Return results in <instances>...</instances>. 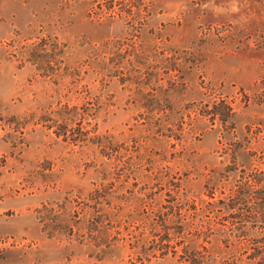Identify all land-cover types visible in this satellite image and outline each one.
<instances>
[{
	"label": "rangeland",
	"instance_id": "obj_1",
	"mask_svg": "<svg viewBox=\"0 0 264 264\" xmlns=\"http://www.w3.org/2000/svg\"><path fill=\"white\" fill-rule=\"evenodd\" d=\"M263 176L264 0H0V264L246 258Z\"/></svg>",
	"mask_w": 264,
	"mask_h": 264
},
{
	"label": "trees",
	"instance_id": "obj_2",
	"mask_svg": "<svg viewBox=\"0 0 264 264\" xmlns=\"http://www.w3.org/2000/svg\"><path fill=\"white\" fill-rule=\"evenodd\" d=\"M264 178V176L262 177ZM250 196L249 199L246 195ZM252 198L253 206L261 207L264 210V185L261 188L255 187L254 183L247 180L242 182L240 188L238 189V193L233 201L244 204V206H248L249 200ZM255 198L259 199L258 201H254ZM232 205V202H229L228 207ZM256 227H260V229L255 228V226L248 225H233L228 227H218L216 230L220 234H225L230 238L231 236H235L236 240L231 241V244L234 247V252L239 251L242 248L243 242L239 236L246 237L248 240L247 244V255L246 258H243L241 255L234 257L231 260H227V258L222 259V264H264V224L258 225ZM198 228V229H197ZM208 229L204 227H196L197 237L209 235ZM257 231V235L252 234V231ZM211 232V230L209 231ZM240 239V240H239ZM236 255V253H234Z\"/></svg>",
	"mask_w": 264,
	"mask_h": 264
}]
</instances>
